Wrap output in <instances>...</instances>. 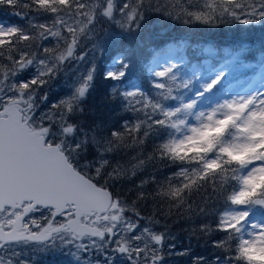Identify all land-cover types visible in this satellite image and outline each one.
I'll return each instance as SVG.
<instances>
[{
    "label": "snow or ice",
    "instance_id": "snow-or-ice-1",
    "mask_svg": "<svg viewBox=\"0 0 264 264\" xmlns=\"http://www.w3.org/2000/svg\"><path fill=\"white\" fill-rule=\"evenodd\" d=\"M5 6L21 18L29 12L52 18L36 22L29 17L27 29L0 23V251L13 242L47 241L60 234L74 244L72 255L82 264H116L117 256L125 257L129 264H161L167 229L157 232L151 228L161 223L155 208L145 215L137 207L145 199L160 197L173 202L165 204L169 209L165 215L172 209H182L181 215L187 214L188 219L193 212L217 215L214 226L199 227L206 235L225 234L213 241L222 255L211 261L194 257L193 264H264V218L250 224L253 231H246L253 209H264V92L222 102L217 95L236 65L240 69L256 67L246 60L250 46L226 47L222 60L216 48L206 46L203 53L215 57L217 63L205 59L191 64L181 75V66L188 63L183 54L187 41L164 40L167 31L163 28L155 37L151 31L140 36L153 15L182 26L264 24V0H0V7ZM163 21H154L153 27ZM104 22L116 31L105 30L108 38L103 46L94 44L77 55L82 38H92ZM89 51L95 59L72 96L37 114L39 88L66 62L83 60ZM109 53L113 63L104 78L130 80L123 93L116 83L110 99L124 100L123 111L131 112L134 119L125 120L122 131H112L105 150L136 148L132 157L136 160L158 130H167V137L146 159L106 171L108 160L94 164L79 158L82 144L71 139L76 125L69 116L74 110H83L79 101L92 87L96 59ZM161 58L166 66L156 70ZM260 59L264 61V53ZM32 67L36 70L32 79L17 80ZM260 69L264 78V63ZM138 71L141 78L148 74L150 93L131 79ZM45 99L46 94L40 97L41 102ZM154 157L184 166L154 193L138 192L131 202L109 187L112 181L135 176ZM150 181L155 182V177L145 178L135 187L143 188ZM230 181L239 188L230 192ZM205 184L222 196V212L206 208L208 197L199 208L188 202L192 192ZM44 210L47 216L41 221L26 222L30 214ZM141 220L147 226L141 227ZM93 252L98 257L95 261ZM85 253L87 259L82 258ZM187 254V250L178 253ZM0 264L15 261L0 255Z\"/></svg>",
    "mask_w": 264,
    "mask_h": 264
},
{
    "label": "trees",
    "instance_id": "trees-1",
    "mask_svg": "<svg viewBox=\"0 0 264 264\" xmlns=\"http://www.w3.org/2000/svg\"><path fill=\"white\" fill-rule=\"evenodd\" d=\"M202 2V0H201ZM195 10V9H194ZM13 10L8 7H0V20L10 21L21 26L25 29L28 25H25L23 20H20L15 15H11ZM35 17L37 20L48 21L51 19L50 15L46 13H32L29 12L27 17ZM36 20V22H38ZM163 21V17L151 16L148 22L141 30V38L152 32L155 37L163 28L167 31V35L163 37L164 40H185L188 42L184 55L188 63L181 66V75L191 66L193 63H202L205 59L210 60L212 63H217L215 57L208 56L203 53V49L206 46L211 45L216 48L220 54V59L223 57V49L228 47L233 50L237 49L240 44L247 43L251 52L247 56L246 60L256 65L253 69H240L239 65H236L229 78L230 83L233 80L237 81V86L243 87L249 80V78L256 72L258 66L264 61H261L260 54L264 53V24L247 25L242 26L239 24L223 25L219 27L202 26L199 23H194L191 26H182L180 23H173L170 21H163L162 24L153 27L154 21ZM112 27V26H111ZM108 27V28H111ZM162 42V41H161ZM133 55H136L133 51ZM113 58V54L109 53L107 56H102L100 61L97 62V70L95 73L92 87L87 93L86 98L79 101V108L82 111L74 110L73 115L69 116V120L76 125L77 128L86 131L91 136L89 145L85 146L86 152L93 153V159L97 156L95 150L105 148L107 144L100 141L99 138L109 141L112 139L111 133L113 130L122 131L121 125L125 120L131 121L134 116L131 112L123 111L124 100L122 99H110V89L115 85L113 81L106 80L104 78V66ZM218 66V64H217ZM228 76V75H227ZM131 79L137 80L141 89L150 93L152 91L148 79V74L145 73L143 78L141 74L137 73L136 77ZM127 80V79H125ZM121 93V89H119ZM226 84H223V88L217 93L218 97H226L227 93ZM167 137V130H158L154 133L144 145L143 155L137 156L136 160L146 159L149 152L153 151L156 144L163 141ZM138 149L136 148H118L114 151L105 153L103 160L109 161V166L106 169L110 170L113 166L123 165L124 167L131 166L136 163L132 157L136 155ZM184 165L170 162L167 159L147 160L142 166V170H137L135 176L130 179L127 176L123 179L112 181L109 187L119 195H126L129 202L135 198L138 192L154 193L157 190V186L162 184L167 177L175 173L179 168ZM231 175V173H229ZM155 177V182H149L143 188H136L135 186L143 179L149 177ZM239 184L235 181H230L229 191L238 189ZM131 189V190H129ZM208 197L209 203L206 205L207 209L216 208L217 212H221L224 209L223 198L218 193H214L212 188L205 184L198 190H194L188 197L189 203H195L199 208ZM215 197V199H213ZM166 203H173L172 201H166L160 197L148 198L143 202L138 203L137 207L141 213L145 215H151L153 208H155L156 219L160 220V224H153L151 227L154 231L165 232L164 252L165 259L161 264H193V258L203 256L207 261H211L215 256L222 255V253L213 247V241L219 240L224 237V233L213 232L211 235H206L200 231L201 224L211 223L213 226L217 222V215H207L201 213L197 215L192 213V218L188 219L181 215L182 209H172L170 215H165L169 211L166 207ZM140 223L145 224L143 220ZM172 246V247H170ZM187 250V255H178V253Z\"/></svg>",
    "mask_w": 264,
    "mask_h": 264
},
{
    "label": "rangeland",
    "instance_id": "rangeland-1",
    "mask_svg": "<svg viewBox=\"0 0 264 264\" xmlns=\"http://www.w3.org/2000/svg\"><path fill=\"white\" fill-rule=\"evenodd\" d=\"M28 20H29V16L26 17L25 20H23V22H25V25H28ZM36 20L37 19H35V21ZM37 21L44 22L41 20H37ZM0 23H3L5 25L16 24V22L13 23L10 21H2V20H0ZM100 27L101 30L93 33L92 38H82L83 46L77 50V55H79L80 52L84 51V49H90L94 44H101L103 46L102 44L103 40L108 38L105 36V30L110 29L113 32L116 31L115 27L114 26L111 27L110 25L107 24V22H104ZM102 56H99V58L96 59V63L100 61V58H102ZM93 59H95V54L92 51H89L88 54L85 55L83 60L72 59L66 62L62 66L61 70L55 74V76L48 78L47 83H45L43 87L39 88V90L36 93V103L39 105V108L37 109V114H39L40 112L47 111V109L51 108L52 105L58 104L65 98L71 97L76 87L79 85L83 76L86 75L88 68L91 66L93 62ZM112 63H113V58H111L105 64L103 69L104 73L106 70L109 69V66L112 65ZM163 66H166V61L163 58H161L160 64L156 67V70H162ZM260 73H261V69L260 66H258L255 74L248 80V82L243 87L237 86L236 80H233L234 83H230L232 78L230 77V75L227 76L226 81L224 83L226 84V89H228L229 92L227 97L220 98L221 102L223 101V99H232V98H238L240 96H248L254 94L256 91L264 92V78L261 77ZM35 75H36V70L34 67H32L21 73L17 77V80H30ZM113 83L114 84L119 83L122 92L128 90L130 84V82L126 80H121L120 82L113 81ZM124 86H127V89ZM45 94L47 95V99L41 102L40 97L44 96ZM71 139L80 142L82 144V150L79 154L80 159L88 160V158L93 157V153L86 152L85 150V146L89 145V142L91 140V136L87 134L86 131H83L76 127V131L74 132ZM99 140L102 141L104 145L107 142L106 140L101 138H99ZM105 148L95 150L97 156H95L93 159H90L89 161L95 164L105 159L104 157H102L105 155V153H107ZM232 207L235 208L236 206H232ZM262 214H264V209H261L259 206H256L253 209V211L250 213L249 226H246V231H253L250 227V224L260 223L261 219L264 218V215ZM140 225L141 227L147 226L146 224L143 223H140ZM40 248L44 249V247H40ZM22 249L26 250L25 247H22ZM85 255L88 254L85 253ZM14 260L17 261V264H23L22 261L20 260V257L18 256H15ZM116 264H129V261L126 260L125 257L117 256Z\"/></svg>",
    "mask_w": 264,
    "mask_h": 264
},
{
    "label": "flooded vegetation",
    "instance_id": "flooded-vegetation-1",
    "mask_svg": "<svg viewBox=\"0 0 264 264\" xmlns=\"http://www.w3.org/2000/svg\"><path fill=\"white\" fill-rule=\"evenodd\" d=\"M42 216H47V210L30 214L26 218V222L31 219L41 221ZM22 247H25L26 250H23ZM40 247H44V249ZM74 251V244H70L67 237L57 234L55 238H49L47 241L13 242L5 250L0 251V255L11 256L14 260L15 256H12V253H18L23 264H82L81 260L75 259L72 255ZM87 256L83 254L82 258L87 259ZM91 259L92 261L98 259L95 252ZM14 261L17 264V261Z\"/></svg>",
    "mask_w": 264,
    "mask_h": 264
}]
</instances>
